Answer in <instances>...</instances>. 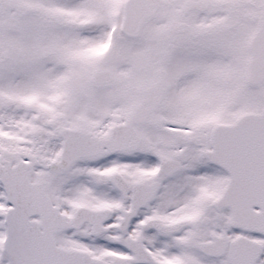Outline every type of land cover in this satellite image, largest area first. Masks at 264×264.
Masks as SVG:
<instances>
[{
  "label": "snow or ice",
  "instance_id": "snow-or-ice-1",
  "mask_svg": "<svg viewBox=\"0 0 264 264\" xmlns=\"http://www.w3.org/2000/svg\"><path fill=\"white\" fill-rule=\"evenodd\" d=\"M0 264H264V0H0Z\"/></svg>",
  "mask_w": 264,
  "mask_h": 264
}]
</instances>
